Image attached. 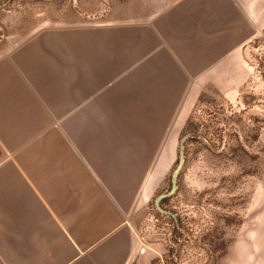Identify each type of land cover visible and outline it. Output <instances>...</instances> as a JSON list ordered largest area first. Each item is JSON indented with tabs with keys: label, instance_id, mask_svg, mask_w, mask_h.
<instances>
[{
	"label": "crops",
	"instance_id": "crops-1",
	"mask_svg": "<svg viewBox=\"0 0 264 264\" xmlns=\"http://www.w3.org/2000/svg\"><path fill=\"white\" fill-rule=\"evenodd\" d=\"M132 11L117 28L2 42L0 264L158 257L134 226L157 190L158 146L166 159L170 131L230 79L222 70L264 28V0H133Z\"/></svg>",
	"mask_w": 264,
	"mask_h": 264
},
{
	"label": "rangeland",
	"instance_id": "rangeland-1",
	"mask_svg": "<svg viewBox=\"0 0 264 264\" xmlns=\"http://www.w3.org/2000/svg\"><path fill=\"white\" fill-rule=\"evenodd\" d=\"M132 8L133 0H0V46L41 28H117L132 22ZM256 33L222 70L230 79L208 85L189 124L167 135L166 159L158 146L157 190L134 218L158 256L152 264H264V28ZM189 133L198 136L185 143L178 189L161 204L174 218L155 200L171 190Z\"/></svg>",
	"mask_w": 264,
	"mask_h": 264
},
{
	"label": "water",
	"instance_id": "water-1",
	"mask_svg": "<svg viewBox=\"0 0 264 264\" xmlns=\"http://www.w3.org/2000/svg\"><path fill=\"white\" fill-rule=\"evenodd\" d=\"M198 134L196 133H189V134H186L180 141V152H179V162H178V166L176 168V170L174 171L173 175H172V187H171V190L168 192V193H165V194H162L160 196H158L155 200V204H156V207L157 209L162 212V213H165V214H168V215H171L173 216L174 218H176V216L171 212V211H167V210H164L161 206V202L168 198V197H171L173 196L177 189H178V180H179V176H180V173L183 169V166H184V162H185V143L188 139L192 138V137H197Z\"/></svg>",
	"mask_w": 264,
	"mask_h": 264
},
{
	"label": "trees",
	"instance_id": "trees-1",
	"mask_svg": "<svg viewBox=\"0 0 264 264\" xmlns=\"http://www.w3.org/2000/svg\"><path fill=\"white\" fill-rule=\"evenodd\" d=\"M202 95H203V94H201V96H200V98H199V101L201 100ZM189 121H190V118L188 119L187 125L189 124ZM166 201H167V199H164V200L161 202V204H162V203H165Z\"/></svg>",
	"mask_w": 264,
	"mask_h": 264
},
{
	"label": "bare ground",
	"instance_id": "bare-ground-1",
	"mask_svg": "<svg viewBox=\"0 0 264 264\" xmlns=\"http://www.w3.org/2000/svg\"><path fill=\"white\" fill-rule=\"evenodd\" d=\"M146 247V246H145Z\"/></svg>",
	"mask_w": 264,
	"mask_h": 264
}]
</instances>
